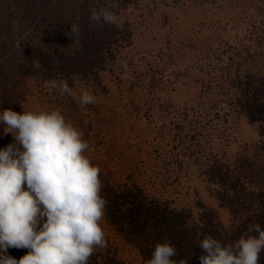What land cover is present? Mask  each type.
<instances>
[{"label": "rangeland", "instance_id": "obj_1", "mask_svg": "<svg viewBox=\"0 0 264 264\" xmlns=\"http://www.w3.org/2000/svg\"><path fill=\"white\" fill-rule=\"evenodd\" d=\"M107 2L0 0V112L59 108L90 142L108 200L91 264H147L165 241L200 264L204 235L264 228V0H116L118 24L91 21Z\"/></svg>", "mask_w": 264, "mask_h": 264}, {"label": "clouds", "instance_id": "obj_2", "mask_svg": "<svg viewBox=\"0 0 264 264\" xmlns=\"http://www.w3.org/2000/svg\"><path fill=\"white\" fill-rule=\"evenodd\" d=\"M116 0L89 9L93 22L116 25ZM74 24L71 32L79 34ZM39 60L33 69H42ZM61 94H77L67 80L51 81ZM81 106L96 97L81 90ZM3 134L13 142L0 149V264H91L92 257L107 247L102 226L108 200L104 198L101 168L86 155L90 142L61 109L0 112ZM257 233L258 235H252ZM198 247L200 264H260L264 252V228L249 224L238 239L224 242L204 235ZM10 248L27 249L19 259ZM176 247L157 243L147 264H189L174 259Z\"/></svg>", "mask_w": 264, "mask_h": 264}]
</instances>
